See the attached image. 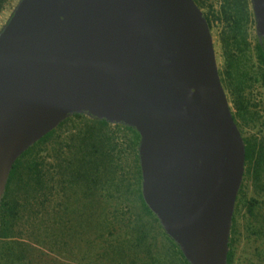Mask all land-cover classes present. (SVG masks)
I'll return each instance as SVG.
<instances>
[{
	"label": "water",
	"instance_id": "1",
	"mask_svg": "<svg viewBox=\"0 0 264 264\" xmlns=\"http://www.w3.org/2000/svg\"><path fill=\"white\" fill-rule=\"evenodd\" d=\"M264 36V0H249ZM133 128L141 198L189 264H227L243 136L194 0H18L0 29V201L68 116Z\"/></svg>",
	"mask_w": 264,
	"mask_h": 264
},
{
	"label": "trees",
	"instance_id": "2",
	"mask_svg": "<svg viewBox=\"0 0 264 264\" xmlns=\"http://www.w3.org/2000/svg\"><path fill=\"white\" fill-rule=\"evenodd\" d=\"M218 11L203 12L208 26L212 25V20H218L220 30L218 40L220 43L221 53L224 61L222 73H219L221 83L225 89L227 84L233 83V91L240 92L246 81L256 80L264 87V36H254L253 50L257 60L256 74L250 76L249 70L246 68L245 59L250 49L248 39V25L254 26L253 14L250 10L249 0H221ZM6 0H0V12L4 7ZM196 5L202 9L204 0H194ZM211 7V6H210ZM212 11V10H209ZM212 17V19H211ZM234 104L238 107L236 114L232 113L233 119L238 128L236 116L243 119L242 103L238 98ZM79 120L77 126L69 131V136L64 142V151L61 152L60 147L56 150V163L45 168L41 161L37 160V154L41 145L47 143L55 134L56 130L69 122ZM241 134L242 131L239 128ZM128 137H123L124 135ZM126 133V134H125ZM243 136L244 141V174L243 181H249L254 191L257 193L264 187V137L257 138L255 135ZM139 144L138 133L129 126L110 124L105 119H93L82 113H74L61 121L56 128L46 133L36 142L30 145L13 163L9 177L7 179L4 194L0 201V264H25L26 248L23 244L13 239L16 236L15 228L20 219L22 210L25 205H36L38 195L42 197L40 204L43 202H51L48 195L55 191L56 193H64L66 190H79L82 199V205L91 213L95 210L96 204L103 210L111 206L112 217L103 214L99 218L94 215V220L88 226L93 232L99 228V245L106 244L103 248L106 252H112L119 248L121 241L115 240L114 237L104 238L103 243L101 237L108 230L113 228L114 222L111 218L117 219L121 224V230L125 233H131L130 252L132 257L129 264H189L183 257L178 246L167 237L160 228L159 223L151 211L147 208L141 198L140 190V169L138 164L137 148ZM128 150L132 156L133 168L135 170L134 190H131L130 184L125 185L123 180V172H121L120 163H123V154ZM53 168L54 174L49 170ZM59 176L57 186L49 185L54 176ZM49 185V186H48ZM242 185L238 194L242 192ZM15 192H23L24 202H18L14 196ZM134 195L133 199L129 195ZM97 197L98 199H93ZM33 200V202H31ZM237 197L234 211L236 212ZM35 201V202H34ZM133 202L140 205V213L133 210ZM257 202L250 199L247 211L252 214V208ZM129 214L126 216L125 214ZM234 212V214H235ZM119 213V215H116ZM121 214V215H120ZM143 216L148 219L144 220ZM124 217L127 221L124 224ZM112 224V225H111ZM152 224L159 229L161 236L164 238L163 245L160 250L155 253L151 252L149 247L155 246L156 241L153 236L150 237L149 232L153 230ZM235 219L233 215L231 235L229 239V251L227 253V264H230L232 255L233 234L235 231ZM109 234V235H110ZM117 241V242H116ZM88 245L93 241L88 240ZM117 244V245H116ZM4 245V246H3ZM19 248L16 252V249ZM123 249L121 250L124 256ZM90 250V249H89ZM88 250V251H89ZM140 250H144L145 256H138ZM120 252V250H119ZM59 256L61 252H58ZM82 256L86 262H92L94 254L90 251ZM99 258V254H96ZM136 261V262H135Z\"/></svg>",
	"mask_w": 264,
	"mask_h": 264
},
{
	"label": "rangeland",
	"instance_id": "3",
	"mask_svg": "<svg viewBox=\"0 0 264 264\" xmlns=\"http://www.w3.org/2000/svg\"><path fill=\"white\" fill-rule=\"evenodd\" d=\"M18 0H6L3 9L0 12V29L8 19L11 11ZM221 0H204L202 11L213 12L214 14L218 11ZM211 6V7H210ZM212 10V11H209ZM212 19V17H211ZM220 30V23L218 20H212V25L210 26V32L213 39V47L215 51L216 62L218 66V72L222 73L224 68L223 56L221 53L220 43L218 40V33ZM254 26L252 24L248 25V39L250 43V49L246 53L245 65L250 72V76L256 74L258 62L255 58L253 45H254ZM243 90L237 92L233 91V83L227 84L224 89L229 101L231 112L236 114L237 106L234 101L238 98L242 103L243 119L236 116V121L238 122L239 128L244 136L255 135L257 138L264 137V87L256 80L246 81ZM80 121L75 120L74 122H69L66 125L60 127L56 130L53 137L44 145L40 146L37 154V160L41 161L48 168L49 165L53 167L56 163L55 154L56 150L61 145V152L64 149V142L69 136V131H71L75 126L78 125ZM122 134L121 132H119ZM126 134V133H125ZM124 135V134H122ZM124 135L123 137H125ZM128 137V136H126ZM123 163H120L121 172H123L122 182L127 185L130 184L131 190H134V179L135 170L133 168L132 156L128 150H125L123 154ZM55 169L51 168L49 172L54 174ZM57 181H59V176H54L49 182V185L57 186ZM242 192L237 196V207L234 215L235 219V231L233 234V244H232V255L230 264H264V187L260 192L254 191L252 185L249 181L242 182ZM48 185V186H49ZM48 198L51 202H43L40 204L39 201L42 197L38 195V200L36 205H25V209L22 210L20 219L16 225L15 232L16 239L18 242L24 245L26 250L25 264H129L132 253L130 252V241L128 239L132 237L131 233L128 234L121 230L120 222L117 219L111 218L110 221L114 222L113 228L110 229L111 234L108 230L101 237V242L103 239L114 237L115 240L121 241L118 244L119 248L116 247L112 252H106L107 249L103 247L105 243L99 245V237L97 239V234L99 235V228L93 232V230L88 226L94 220V215L98 218L103 214L109 217L113 216L111 206L102 209L99 205V201L96 204V208L92 213L87 210L82 202L86 199H82L81 192L79 190H66L64 193H56L52 191ZM14 196L17 198L18 202H24L23 192H15ZM131 200L134 195H129ZM93 199H98L93 197ZM250 199H254L257 203L254 204L252 208V214L247 211ZM32 199L31 202H33ZM35 202V201H34ZM140 205L138 202H133V211L140 213ZM134 213V212H133ZM116 215H119L117 213ZM121 215V214H120ZM129 216V214H125ZM143 219H148L143 216ZM127 218L124 217V224ZM154 228L149 232L150 237L153 236L156 241L155 246L149 247L151 252L155 253L160 250V245H163L164 238L161 236L159 229L156 228L155 224H152ZM110 234V235H109ZM88 240L93 241L92 246L88 245ZM117 242V241H116ZM117 245V244H116ZM4 246V245H3ZM123 250L124 256L121 253ZM1 248V243H0ZM19 248L16 249V252ZM90 249V250H89ZM94 254V258L91 259L92 262H86L83 260L82 256L89 252ZM120 250V252H119ZM61 252L60 256L59 253ZM99 254V258L96 254ZM144 250H140L138 256H145ZM136 262V261H135Z\"/></svg>",
	"mask_w": 264,
	"mask_h": 264
}]
</instances>
